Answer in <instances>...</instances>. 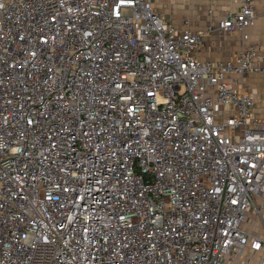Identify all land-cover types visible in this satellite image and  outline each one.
Wrapping results in <instances>:
<instances>
[{"label":"built area","instance_id":"1","mask_svg":"<svg viewBox=\"0 0 264 264\" xmlns=\"http://www.w3.org/2000/svg\"><path fill=\"white\" fill-rule=\"evenodd\" d=\"M218 22L249 39L254 0ZM151 0H0V264H264V39L202 61ZM212 31V29H208Z\"/></svg>","mask_w":264,"mask_h":264},{"label":"crops","instance_id":"2","mask_svg":"<svg viewBox=\"0 0 264 264\" xmlns=\"http://www.w3.org/2000/svg\"><path fill=\"white\" fill-rule=\"evenodd\" d=\"M154 8L179 32L184 22L194 32L204 33L194 56L202 61L229 60L246 45L264 39V0H254L256 23L244 41L239 33L229 35L218 30V22L238 5L235 0H151ZM208 29H212L209 31ZM239 84L255 99L254 113L264 121V72H249L239 77ZM258 256L239 259L228 264H256Z\"/></svg>","mask_w":264,"mask_h":264}]
</instances>
